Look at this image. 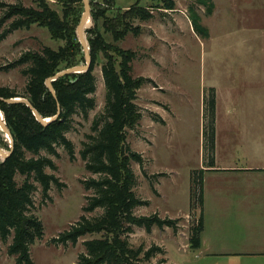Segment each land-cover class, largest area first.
<instances>
[{"label": "rangeland", "instance_id": "rangeland-1", "mask_svg": "<svg viewBox=\"0 0 264 264\" xmlns=\"http://www.w3.org/2000/svg\"><path fill=\"white\" fill-rule=\"evenodd\" d=\"M46 1L61 13L57 0ZM137 1L117 0L116 5L128 10ZM164 1L156 0L153 5L145 2V7L160 8L153 11L154 19L135 21L133 25L141 28L142 34L139 37L130 34L115 45L136 54L132 77L147 80L136 102L143 119L127 134L128 145L143 158V166L131 165L136 176L134 192L148 203L136 209L135 215H159L161 219L178 221V227L163 231L154 228L152 234L135 228L127 240L135 250L157 247L163 251L143 264H189L198 255V250L189 247L191 232L204 210L208 220H212L215 206L246 201V195L240 191L236 192V200L232 191L225 192L231 182L228 176L205 173L203 202L200 205L196 201L193 206L194 174L208 170L212 157L216 156L220 158L219 165H234L235 161L229 157L264 158V0H207L208 5L203 0H167L175 4L173 11L166 9ZM0 2L25 8L37 6L35 0ZM191 11L200 18L204 32L195 29ZM11 23L0 30V37L10 30ZM92 28L93 18L89 29ZM63 46L64 43L52 39L47 29L38 26L9 34L0 41V88L24 94L30 81L24 72L31 65L10 67L26 53L58 51ZM95 77L97 107L88 120L77 117L73 131L67 136L75 145V161H71L64 148L58 149V158L42 154L58 168L47 169L46 173L58 178L65 188L60 190L53 185L50 200L44 203L41 186L32 180L37 191L31 212L45 230L44 239L32 247L35 264H78L79 257L86 254L84 243L102 238L87 236L76 247L54 243L83 217L94 221L104 215L102 209L84 212L88 200L95 195L87 190L86 183L101 179L87 172L81 157L83 144L90 142L89 136H95L94 122L104 114L106 106L101 68L95 70ZM212 92L217 102L214 154L210 151V138L205 136L211 126L207 100ZM2 128L0 124V139L11 145L10 136ZM32 158L28 155V159ZM16 182L22 187L25 178L17 174ZM228 214H223L224 219ZM12 242L13 238L8 243L0 241V264H15V258L8 254Z\"/></svg>", "mask_w": 264, "mask_h": 264}, {"label": "trees", "instance_id": "trees-1", "mask_svg": "<svg viewBox=\"0 0 264 264\" xmlns=\"http://www.w3.org/2000/svg\"><path fill=\"white\" fill-rule=\"evenodd\" d=\"M61 13L52 9L46 0H35L36 8H25L20 4L8 5L0 2V30L12 22L10 30L0 37L6 39L15 31L30 30L34 26L47 29L53 40L64 43L58 51L46 49L42 54L26 53L10 67L25 65L31 67L24 72L30 78L24 94L8 88H0V112L4 115L2 127L7 130L12 144L0 139V151L9 158L0 156V241L8 243L13 238L8 254L15 258V264H35L32 247L45 236V230L38 217L32 214L35 208L33 195L37 188L35 180L42 188L44 203L50 200L52 186L65 188L55 176L48 175L47 169L57 171L55 163L42 156L43 153L58 158L59 148H64L71 161H75L76 149L67 136L73 131L77 117L89 119L97 107V79L95 70L102 69L106 106L104 114L93 126L95 136L84 143L81 153L86 170L99 181L86 183L88 191L95 195L89 201L85 213L104 210V215L94 221L83 217L70 231L54 240L56 244L76 247L80 240L92 235H101L99 240L84 243L86 254L79 257L78 264H143L151 262L160 248L149 251L130 247L128 237L135 228L152 234L154 228L177 229L178 221L161 219L159 215L137 217L135 211L148 203L140 200L135 192L136 176L132 163L143 166L141 155L128 145V131L135 130L143 119L139 107L138 93L147 83L146 79L132 77V64L136 54L124 51L115 44L123 42L130 34L139 37L141 28L135 21L150 22L154 19L151 8L138 0L128 10L119 8L117 0H88L94 28L85 30L86 45L77 31L82 25H90L87 20L85 0H57ZM167 10H174L175 4L164 1ZM208 5L207 0H203ZM193 24L198 33L204 32L200 18L191 11ZM112 39V42L109 40ZM76 72V73H71ZM61 74L63 77L57 79ZM207 100L211 126L205 131L210 138V151L214 154L216 138V96ZM22 99L24 103L8 104L6 101ZM1 120V118H0ZM8 144V146H7ZM7 147V148H6ZM1 155V154H0ZM28 155L34 158L28 159ZM209 169L192 178V204L203 202V177L215 172V158ZM25 178L19 187L16 176ZM204 232V215L192 230L190 249L200 250ZM1 253V249H0ZM165 263V262H163Z\"/></svg>", "mask_w": 264, "mask_h": 264}, {"label": "crops", "instance_id": "crops-1", "mask_svg": "<svg viewBox=\"0 0 264 264\" xmlns=\"http://www.w3.org/2000/svg\"><path fill=\"white\" fill-rule=\"evenodd\" d=\"M229 158L234 165H219L216 156L215 172L208 173L228 176L225 192L236 200L240 191L246 201L215 206L212 220L204 210L202 247L189 264H264V158Z\"/></svg>", "mask_w": 264, "mask_h": 264}, {"label": "water", "instance_id": "water-1", "mask_svg": "<svg viewBox=\"0 0 264 264\" xmlns=\"http://www.w3.org/2000/svg\"><path fill=\"white\" fill-rule=\"evenodd\" d=\"M86 1V7H87V20L89 21V23H92V18H91V15H90V6H89V3H88V0H85ZM90 28V25H82L80 26V28L78 29L77 31V34L78 36L82 39V42L85 43L86 47V52H88V40H87V36L85 34V30L89 29ZM71 73H76V72H71ZM65 74H61L57 77V79L63 77ZM8 104H18V103H24V100L22 99H18V100H14V101H6ZM0 124L3 123V120H4V115L0 112ZM3 132L7 133V130L2 128ZM0 154L2 155V158L4 161H6L9 157L8 156H5L4 153L2 151H0Z\"/></svg>", "mask_w": 264, "mask_h": 264}]
</instances>
